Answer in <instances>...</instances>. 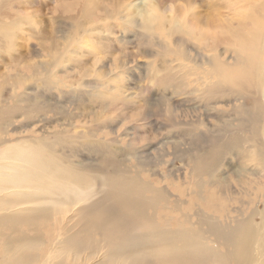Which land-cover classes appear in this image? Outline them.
<instances>
[{
  "label": "rangeland",
  "instance_id": "rangeland-1",
  "mask_svg": "<svg viewBox=\"0 0 264 264\" xmlns=\"http://www.w3.org/2000/svg\"><path fill=\"white\" fill-rule=\"evenodd\" d=\"M3 1L0 264H113L108 240L144 237L147 224L186 232L199 230L195 213L227 225L256 208L264 170L243 161L235 175L237 155H227L212 190L204 170L191 169L261 100L252 89L222 94L212 64L235 63L241 41L230 33L256 25L251 10L264 24V0H160L187 23L161 22L155 35L129 26L141 0ZM129 176L145 187L139 214L112 191V180ZM94 217L116 229L87 233L81 222ZM68 238L93 244L57 250Z\"/></svg>",
  "mask_w": 264,
  "mask_h": 264
},
{
  "label": "bare ground",
  "instance_id": "bare-ground-1",
  "mask_svg": "<svg viewBox=\"0 0 264 264\" xmlns=\"http://www.w3.org/2000/svg\"><path fill=\"white\" fill-rule=\"evenodd\" d=\"M4 2L0 0V4ZM247 16L250 20L252 19L251 21L255 20L256 25L248 30L240 26L231 31L230 35L232 34V38L240 39L241 46L237 49L235 63L212 64L218 78L217 81H213V85L223 89L222 94H241L246 89L258 90L261 92V100L248 113H245L242 120L246 125L239 124L230 133L226 142L217 143L211 149L208 154V163L200 164L196 161L192 167L193 172L204 170L207 175V184L212 190L216 189L214 186L216 177H213V171L219 166L221 159L227 155L234 158L237 155L231 162L234 165L229 164V169L235 175L243 161H247L245 164L255 165L256 170H259L258 175L264 170V60L259 61V53L263 51L261 46L264 45V27L262 26L264 24L258 22L252 10ZM259 63L262 64L260 67H258ZM243 110H248V108L244 107ZM34 159L44 162L40 158ZM26 164L30 168L41 167L43 170V165L40 163L26 161ZM226 178L229 179L226 184H232L229 175H226ZM112 182V191L122 209L129 214H139V207L144 206V202L139 201L145 189L141 186L142 183L130 176L114 179ZM231 187L233 192L238 191L233 184ZM212 198L206 199V203L210 204ZM202 199H205V195ZM262 200H264V192L256 208H252L248 214H245V219H241L237 211V213L234 212L235 216H232L227 225L218 221L216 216L199 215L198 213H195L194 217L199 230L166 232L164 229L156 228L155 225L150 227L147 224L144 237L137 233L128 240L118 239L115 242L108 240L111 245L108 258L110 257L109 260L113 264H144L145 260H153L155 264H209L211 261L217 264H264V201ZM96 217L99 218V216ZM96 217L81 222L87 233L94 227L98 230L103 229V231H109L110 227L113 230L116 229L114 222H107L106 219L101 218V220ZM203 226L211 234L212 244ZM87 227L90 229L87 230ZM111 238L110 236L109 239ZM34 243L33 239L29 238L23 241V244L27 246V253L32 250ZM91 244H93L92 238L79 240L68 238L62 239L56 249L60 252L62 248L64 250L71 248L75 251ZM219 245L223 248L220 249Z\"/></svg>",
  "mask_w": 264,
  "mask_h": 264
},
{
  "label": "clouds",
  "instance_id": "clouds-1",
  "mask_svg": "<svg viewBox=\"0 0 264 264\" xmlns=\"http://www.w3.org/2000/svg\"><path fill=\"white\" fill-rule=\"evenodd\" d=\"M174 12L175 6H164L160 0H141L129 18L131 21L129 26L138 28L146 35H155L161 22L168 24L171 28H175L177 24L187 23L184 16H175Z\"/></svg>",
  "mask_w": 264,
  "mask_h": 264
}]
</instances>
